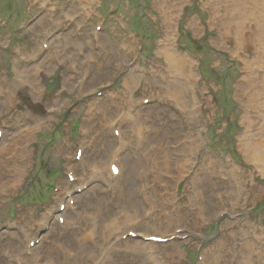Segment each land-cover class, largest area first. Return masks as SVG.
<instances>
[{"label":"rangeland","instance_id":"obj_1","mask_svg":"<svg viewBox=\"0 0 264 264\" xmlns=\"http://www.w3.org/2000/svg\"><path fill=\"white\" fill-rule=\"evenodd\" d=\"M231 1L234 3L229 8ZM250 2L249 0L247 7L244 0H0V77L9 76L8 80L16 77L14 67L10 69L9 64L13 56L11 52L20 53L39 46L31 33H37L35 37L39 40L44 39L51 31V20L52 23L59 24L61 32L73 31L58 34L55 42L59 47L64 44L68 47L74 46L72 56L77 50L84 53V59L81 60L82 74L89 76L90 88V91L82 95L75 93L68 98H60L61 86L64 90L63 76L71 90L75 87L76 78L68 75L66 70H63V76L58 71L60 89L47 99L45 85L50 74L42 81L37 73L32 75L31 86L38 92H33L27 84L15 86L14 83L7 89L6 84L1 83L6 79L0 78V89L3 88L0 92L6 93V97H0V130L4 135V138L0 139V264H12L8 263L9 258L5 257L4 252L10 247L16 248L14 258L18 256L24 261L28 260L26 247L32 239H37L30 249L34 256H45L56 264H92L89 254H98L104 237L107 238L111 234V227L107 226L115 221L118 215L123 214L132 216L133 221L137 223L136 228H126V233L142 232L159 236L164 234L169 226L173 228V221H181L179 227H183L184 233L180 239L150 247L145 245L142 238L132 240L127 238L126 234H120L117 245L111 248L109 255L107 254V264H200V247L204 248L213 243L224 223L234 226L233 231L226 233L227 247L222 253V260L218 261L219 264H243V261L244 264H253L252 257L256 253L261 257L264 255V250L258 251L259 248L251 239L253 233H258L254 226L256 229L261 228L264 233V159L255 162L253 152L247 150L249 146H254L251 145L254 138L258 139L256 144L261 151L264 150V141H261L264 138V125L262 131L259 130L262 122L259 116L264 110L255 111L253 107L249 110L250 115L244 112V109L247 111V100L239 88L246 75L242 62L245 58L241 52L250 57L255 55L252 60L257 66L264 64V51L259 48L255 38V23L258 19L262 23L259 29L264 34V0H252V5ZM82 4L88 6L84 7ZM90 6H93L94 16L90 14L84 25L81 18L85 8ZM134 25H139L140 30L150 37L151 42L147 46L146 36L142 38L133 31ZM236 25L241 26L240 34L237 37L229 35ZM248 26H251L250 30H243ZM75 32L89 36L96 33L99 39L105 42V45H102L103 53L99 52L97 57L100 59L98 68L93 66L97 63L96 57L90 55L93 48H88L90 37ZM166 38L171 39L177 46L175 49L180 53L176 51L177 55H188L187 57L192 58L193 61H190L182 57L193 63L197 77L201 80L194 87L200 90L193 94L188 92L187 95L181 93V96L185 99L184 104L188 101L191 104L196 102L197 107H202L192 113V131H195V136L202 146L201 152L197 151V157L200 158V153H203V157L208 155L214 168H209L211 172L207 171L201 179L196 180L198 177L193 175L180 181L176 189L180 171L174 168L175 164L172 162V169L175 170L173 177L161 175L153 185L150 181L153 177L147 175L145 182L134 195L132 191L136 185L129 177L133 176L132 167H137L133 164L134 151L130 145L123 159L127 161L131 157L129 162L125 163L132 167L128 170V179L123 177V183L119 184L123 185L118 188L130 192L133 196L122 194L121 190L103 183L101 179L95 183L90 177H80L85 169L94 166L96 158L102 162L108 149L117 142L116 136L114 138L112 134L113 129L107 128V124L112 121L113 114L121 109L122 104L129 102L128 98H125L116 106V98L111 97L116 90L121 89V68L123 75H126L124 80L130 86L135 85L131 89L133 102H139L145 97L144 93L158 94L167 91L161 79L168 71L172 72L174 79L168 82L167 88L179 102L181 99L178 91L184 92L185 85L192 87L194 80H187L190 74L179 67H173L165 54L163 55L168 49V46L162 43ZM251 42L253 49L246 52L250 49ZM232 44L237 45L234 50H231L235 46ZM160 56H163V62L167 65L166 70L161 69L164 66ZM47 58L50 59L51 56L47 55L45 60ZM41 61L42 59L38 60L37 64ZM116 62L119 64L117 71L121 73L120 76L115 78L113 74L107 77V67H113ZM47 64L50 65V60ZM152 64H155V67L151 69ZM51 67L50 65L47 68ZM31 68L27 66L25 71ZM248 68L247 72L251 67L249 70ZM142 70L152 77L144 79L143 77L147 76L141 73ZM10 71L11 74L8 75ZM253 72L260 74L257 67L253 68ZM261 75L264 76L262 73ZM106 77L108 80L113 78L109 80L111 84L105 82ZM97 83L102 87L96 86ZM176 84L181 85L178 90L173 87ZM254 85V89L261 94L258 84ZM139 87H144L143 94L138 90ZM243 88L251 89L249 81ZM95 98L96 100L92 101ZM26 100L38 104L37 107H41V111L37 112L29 107ZM79 102L81 104L77 105ZM65 105L66 108L63 109ZM90 105L97 108L94 111L95 118L89 121L85 112ZM185 108L186 104L181 115L159 107L156 103L145 105L138 110L139 116L146 118L153 127L152 137L159 141L158 144L166 143L165 152L171 154V158L184 156L185 151L182 142L177 140V135L186 126ZM243 114L248 122L241 120ZM101 118L105 119L102 123ZM253 118H256L255 122H251ZM40 124L43 125L39 127ZM143 125L144 122L135 123L132 128L133 125L125 122L124 132L127 140L130 139L131 133L138 137ZM28 128L31 130H27ZM27 133L30 136H26ZM250 134H254V137L250 138ZM7 139L13 142H7ZM188 139L190 146L194 144L190 134ZM27 140L29 141L26 142ZM83 142L84 151L80 153L78 147ZM10 143L18 144L13 147ZM5 145L7 147L3 149ZM22 147H27V151H21L19 148ZM79 153L81 158L83 157L82 161L77 159ZM140 154L142 157L138 164L146 161L148 156L146 151L139 152L138 156ZM88 157L91 159L87 160ZM135 159L138 160L137 157ZM235 167L239 172L234 171ZM161 168L164 171L162 165ZM197 169H201V160ZM66 176L80 179L81 185L87 184V187L71 198L75 211L71 213L66 210V225L58 226L56 217L49 221L48 218L44 219V216L46 212H52V209L55 213L57 205L62 201L67 209L65 196L68 191L72 192L78 187L80 182L71 184ZM187 187L196 198L193 210L184 206L188 203V195L191 193ZM103 189H106L107 195L102 197L103 200L98 197L96 200L95 192ZM153 189L155 192L149 191ZM174 192H177L176 201L180 203V206L176 205V211L173 208ZM122 209L125 211H121ZM201 210L210 211L211 218H207L205 223L200 218L203 217ZM84 211L89 212L86 219L81 216ZM62 215L64 217V213ZM75 216L80 219L77 224L74 221ZM251 224L254 226H247ZM91 225L95 226L96 246L85 247L84 239H88V235L84 233L91 229ZM197 226L201 227L198 235L194 233ZM215 226L217 228H214ZM223 228L231 227L223 225ZM188 235L189 241L184 242L183 238ZM195 236L201 242L196 243ZM97 246L100 247L96 248ZM205 256L207 264H215L216 261L210 258L207 250Z\"/></svg>","mask_w":264,"mask_h":264},{"label":"bare ground","instance_id":"obj_2","mask_svg":"<svg viewBox=\"0 0 264 264\" xmlns=\"http://www.w3.org/2000/svg\"><path fill=\"white\" fill-rule=\"evenodd\" d=\"M250 1H251L250 4L252 5V0H250ZM244 2L247 4V7H248L249 6V0H244ZM261 25H262V23L258 19L257 22L255 23V26L257 28V33L255 34V38H257L256 40H257V44H258L259 48H261L264 51V34L261 31V29H259V26H261ZM50 28H51V30L54 28L52 23H51V27ZM240 30H241V26H237L236 25L231 31L229 29V31L231 33L229 35H236V37H237L240 34ZM47 36L45 38H47ZM231 38H233V37L231 36ZM258 39H260L261 41H258ZM164 40H165V41H163L164 46H168V49L163 52V55L165 54L166 58L169 60V62L171 63V65L173 67H179L183 71L187 72V74H190V75L187 76V80H189V81L194 80V83L192 84V87L185 85L186 88H185L184 92L183 91H178V96L181 99V102H179L177 97L169 90V88H167L168 85H169L168 82H170V81H172L174 79V76L171 75L172 72L168 71L169 73L165 72L166 75H163V78L161 79L162 84L166 85L164 89L167 90V91L160 92L158 94H156V92H149V93H144V94L147 95L151 100L156 102L159 107H162V108L164 107V108L169 109L170 106H172V105L175 106L176 111L179 113V115H181L183 113V107L186 104L185 110H186L187 114L185 115L186 118H185V124H184L186 126L183 127L182 131H180L178 133V135H177V140H180L182 142L183 149L185 151V152L183 151L184 153L182 152L184 154V156L182 158H180V157L171 158V156L166 154V152L164 151L166 143L163 142V143H161V144H159L157 146L159 141L152 137V133L150 131V129H152V126L149 125V123L147 122L146 118H144V117L141 118L139 116V111L137 110V108L139 106H141L140 101L139 102H133V100H132L131 89H133L135 87V85H131L130 86L129 83L124 80L126 76L120 77L121 78V89L118 92H116L115 94L111 95V97L114 98V99L116 98V101L118 103L116 106H119L120 105V101L125 99V98H128L129 102H126V103L122 104L121 109L117 113H114L113 117L114 118H118V119L120 117H122V119H125L128 124L133 125L132 128L134 127L135 123L144 122V125L140 128V132H138L139 133L138 137H135V138L137 140L138 147L141 149L140 152L146 151L147 154H148V156L146 158V161L153 160V161L156 162V166L160 165V167H161V165H162V167H163V169H164V171H165V173L167 175H172V172L171 173H169V172L172 171L170 169V164L173 162L175 164L174 168H176L178 171H180V177L181 178L191 177L193 175L198 177V178H201L202 176L206 175L207 171L211 172L209 168H211V169L214 168L212 166V163H213L212 159L210 160L209 157H207V156L203 157L202 155H200V158H201V169L200 170L197 169V161H196L197 151L200 150L201 146H200V142H199L198 138L195 136V131H192L193 121H194V115H192V113H194L196 110L201 109V105L197 107L196 106V104H197L196 102H194V104H191L189 101L184 104L185 99L181 96V93H184L185 95H187L188 92L193 94L194 92L198 91V90H196L194 88L195 85L198 84L197 74H196V71H195V69L193 67V63L191 64L189 61L183 59L182 57H185L186 59H189L190 61H192L191 58L187 57V55H183V54H182L183 56L177 55V53H176L177 50L175 49L174 43L171 42L172 40L169 39V38H166ZM233 40H234V38H233ZM251 40H249V41H251ZM59 41H60V39H59ZM91 43H92L91 47L93 49H95L97 47L95 45V42L92 41ZM247 43L250 44L249 42H247ZM252 43L253 42H251V44ZM241 44H242V42L239 44V46H241ZM233 45H235V44H233ZM236 46L237 45L234 46L233 50L236 48ZM161 48H162V46H161ZM72 49H74V46L68 47L67 45L64 44L63 47H59L57 42H55V47H54L55 57H51L50 59L47 58L46 63H48L49 60L53 61V64L55 65V68H58V69H61V70H66L68 75H71V76L75 77L76 78V81L74 83L75 87H74V89H72V91L79 92V94L82 95V94L88 92L89 89H90L89 88V76H87L85 74H82V61L81 60H82V58L84 59V53L80 52L81 50H77L74 53V56H72L71 55ZM93 49H92V51L94 52ZM98 50H99V52L103 53L102 45L98 47ZM47 51H48V49H47ZM167 52H168V56H167ZM47 53L48 52L45 53V57L47 56ZM241 53H242V57L246 59V60L243 59V61H242L243 65L245 66L244 71L246 72V75L243 77L242 81L240 82L239 88L243 92V95L246 96L245 99L247 100V102H246L247 111H245V112L248 115H250L249 114V110L251 108H253V107H255L254 108L255 111L260 110V109L264 110V76L261 75V73L264 74V64L261 65V66H257V63H255L252 60L255 55L253 57H249V56H246L243 52H241ZM90 55H91V53H90ZM161 57L163 59V56H161ZM99 61H100V59L97 58V62L98 63H99ZM118 65L119 64L116 62L113 67H111V66L107 67L110 72H113L115 78L117 76H120V74H121V73H119L117 71L118 70L117 68L119 67ZM163 66L164 67L161 68V69L166 70L165 67H167V65L164 62H163ZM247 67H249V68L251 67L249 72H247ZM254 67L258 68V70L260 71V74L253 72V68ZM40 68L42 70L38 71L36 73L39 76V78L42 79V76L47 72V67L41 66ZM249 68H248V70H249ZM121 72H122V68H121ZM128 74H130V71L128 72ZM142 74L147 76V77H143L146 80H148V79H150L152 77V75L150 76L147 73H142ZM248 81L250 83L251 89L243 88V85L245 83H247ZM254 83L258 84V88L261 91V98L258 97V92H257L258 90L254 89L255 88ZM14 85L16 86V84H14ZM180 86H181L180 84H176L173 87L178 90L180 88ZM2 89L3 88H1L0 90H2ZM193 89H194V91H193ZM33 90L35 91L34 88H33ZM161 90H163V89H161ZM200 93H201V96L204 97L203 92L200 91ZM1 94L5 95V92L1 93ZM156 97H158V98L155 99ZM253 97L255 98V100H253ZM256 101H258V102L260 101V102L257 103ZM128 103L129 104L132 103V104L131 105H126ZM95 110H96V106L92 105L90 107V109L88 110V112L93 114V112ZM243 116L244 117H242L241 120L248 122L247 121L248 119H247L246 115L244 114ZM170 118H172V117H170ZM260 118L262 120V124H261V128L259 130L262 131V129H263L262 126L264 125V113H261ZM122 119H120V120L122 121V123H124V121ZM251 122H255V120H253ZM114 125L117 126V121L114 123ZM246 125H247V123H246ZM248 127H249V125H248ZM183 129H184V133H186V135H184ZM130 131H131V129H130ZM189 134L192 136V140L194 141V144H192L191 146L189 144V139H188L189 138ZM121 135L123 136V132L121 133ZM121 135H120V138H121ZM125 135H126V133H125ZM252 137H254V134H250V138H252ZM130 140L131 139H129V142H130ZM28 141L29 140H27L26 142H28ZM257 141H258V139L254 138L253 139V143L251 144V145H254V146H249L247 148V150L249 152H253L254 161L255 162H258L259 160H260L259 162H261V158L264 159V150H263V152L261 151V149L256 144ZM261 141H264V138ZM124 142L126 144V141H124ZM125 144L121 142L120 143L121 147L116 152H112V155L110 157L111 161L112 160L113 161H119L120 153L124 149ZM151 145H153V147H152L153 151H149L147 149L148 147H151ZM24 150L27 151V147L22 148L21 151H24ZM168 158H171V160L169 162L167 161ZM160 159H162V160H160ZM183 160H184V162H181ZM144 162H145V160H144ZM262 163H264V162H262ZM139 165H141V164H139ZM183 165H184V168H182ZM107 166H110V164L108 163ZM107 166H106V168H107ZM19 173H20V171H19ZM96 173L97 174H101V172H99V171H96ZM122 175H123V170H122V173L119 174V177H121ZM167 175H164V176L168 177ZM209 175H211V174L209 173ZM154 177L156 178V180H158L160 178V176H158V175H154ZM100 178L105 181V177L104 176H102ZM134 182L136 183V185H140L142 182H144V178L142 176L141 177L138 176L137 178H134ZM2 193H4V192H2ZM133 193L135 194L134 191H133ZM131 196H133V195H131ZM190 202L192 204L191 206H193L196 203V200L192 199ZM209 212H210L209 210L201 211V213L203 215H205V216H208ZM125 221H128L127 222L128 225L124 226L123 228L119 227V230H117L116 233H113L114 239H115V236L117 235V233L119 231L123 230L126 227H132L131 226V221H133V220H131L130 215H128V218L123 219L122 222L125 223ZM77 222H79L78 219H77ZM179 223H180V221H173L172 222L173 228L169 226L168 227L169 229L166 230V232L164 233L165 235L158 236V238H161V239L171 238L172 235H176L174 233V234H172V235H170L168 237H164V236L169 234V232H170L169 230L173 229L172 232H175L178 229V224ZM199 229L200 228L197 226L194 232H196ZM113 230H116V229L113 228ZM254 230L257 231V229L255 227H254ZM228 232L229 231H227V229H224V228L222 229L221 228V231H220L221 238H220V240L218 242H216L213 246H210L209 248H207L205 250H202L201 263L200 264H207V262L205 261L206 260V256H205L206 250L208 251L210 258L213 259L214 261H216L214 263L215 264H219L220 260H222V253L227 247V242L225 240V237L227 235L226 233H228ZM85 234L88 235V239L87 238L84 239V243H85V247H86L87 245H91V241L87 242V240H90L93 237L94 234L92 233V230H91V232H88V233H85ZM254 236H255V233H253L251 235V239H252L253 242H255ZM146 237H154V236H146ZM104 239H106V238L104 237ZM112 241H113L112 237H109L108 239L105 240L104 243H105V245L109 246V245L112 244ZM148 246H150V245H148ZM229 247L231 248V246H229ZM10 249L12 250V247H10ZM213 253H214V255H212ZM108 255H109V252H108ZM89 258H91V260L93 262H95L96 264H104L103 259L98 258L96 254H92ZM46 264H56V262L55 261H47ZM63 264H66V263H63Z\"/></svg>","mask_w":264,"mask_h":264},{"label":"water","instance_id":"obj_3","mask_svg":"<svg viewBox=\"0 0 264 264\" xmlns=\"http://www.w3.org/2000/svg\"><path fill=\"white\" fill-rule=\"evenodd\" d=\"M52 91H49V94H51Z\"/></svg>","mask_w":264,"mask_h":264}]
</instances>
